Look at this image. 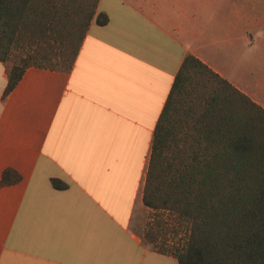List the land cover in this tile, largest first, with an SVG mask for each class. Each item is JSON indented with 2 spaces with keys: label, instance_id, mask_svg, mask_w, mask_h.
I'll use <instances>...</instances> for the list:
<instances>
[{
  "label": "crops",
  "instance_id": "0c3cea01",
  "mask_svg": "<svg viewBox=\"0 0 264 264\" xmlns=\"http://www.w3.org/2000/svg\"><path fill=\"white\" fill-rule=\"evenodd\" d=\"M98 13L69 72L28 67L2 98L0 61V180L20 174L0 183V264H179L131 222L184 55L264 108V0H99Z\"/></svg>",
  "mask_w": 264,
  "mask_h": 264
},
{
  "label": "trees",
  "instance_id": "16d2710c",
  "mask_svg": "<svg viewBox=\"0 0 264 264\" xmlns=\"http://www.w3.org/2000/svg\"><path fill=\"white\" fill-rule=\"evenodd\" d=\"M98 2L0 0V61L9 64L2 98L28 67L71 71L92 20H108ZM19 180L8 167L0 183ZM142 202L159 213L145 240L179 264H264V108L191 53L153 130ZM174 223L183 240L159 241Z\"/></svg>",
  "mask_w": 264,
  "mask_h": 264
},
{
  "label": "rangeland",
  "instance_id": "374dc122",
  "mask_svg": "<svg viewBox=\"0 0 264 264\" xmlns=\"http://www.w3.org/2000/svg\"><path fill=\"white\" fill-rule=\"evenodd\" d=\"M156 214L150 209H148L146 206H137L135 209L131 225L133 229L142 237L143 243L152 247L151 244H149L145 238H144V232L150 227L155 226V218ZM164 220L168 221V224H172L174 221H171L168 217L167 212L161 213ZM170 227H166L159 230V241L166 240L169 244H172L175 241L183 240L184 234H185V228L184 226H180L178 224L169 225Z\"/></svg>",
  "mask_w": 264,
  "mask_h": 264
}]
</instances>
